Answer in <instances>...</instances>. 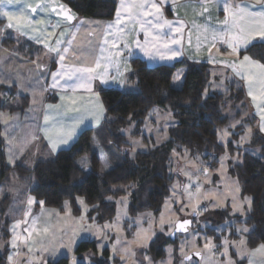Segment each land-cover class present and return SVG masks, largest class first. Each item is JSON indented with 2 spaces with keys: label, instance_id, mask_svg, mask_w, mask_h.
Segmentation results:
<instances>
[{
  "label": "crops",
  "instance_id": "obj_1",
  "mask_svg": "<svg viewBox=\"0 0 264 264\" xmlns=\"http://www.w3.org/2000/svg\"><path fill=\"white\" fill-rule=\"evenodd\" d=\"M115 1V15L110 21L78 17L60 0H19L0 6L15 14L11 20L0 16V136L9 167L21 164L31 170L36 161L68 149L83 130L98 129L106 115L97 89L134 91L136 85L129 77L132 59L148 67L181 60L209 65L211 74L223 77L226 87L229 82L240 86L245 103L240 118H249L253 135L264 137V67L248 55L238 56L250 45L264 42L259 36L250 44L233 39L247 37L262 27L259 17L239 9L264 12V0ZM225 4L229 5L228 12L224 11ZM172 51L177 55L172 56ZM60 55L65 58L61 60ZM84 68L94 71H78ZM177 72L179 89L183 70H176L173 78ZM61 134H70L66 144L59 143ZM82 160L88 168L86 158L79 159L78 164L87 169L81 166ZM28 191L26 204L14 219L20 226L18 242L24 238L23 216L33 208H43L41 203L35 206ZM19 246L14 244L8 252V264H21Z\"/></svg>",
  "mask_w": 264,
  "mask_h": 264
},
{
  "label": "trees",
  "instance_id": "obj_2",
  "mask_svg": "<svg viewBox=\"0 0 264 264\" xmlns=\"http://www.w3.org/2000/svg\"><path fill=\"white\" fill-rule=\"evenodd\" d=\"M78 17L98 21H110L115 15V0H60ZM248 55L264 65V45L252 44L238 56ZM134 91L98 88L97 92L103 105L106 120L98 129H85L76 141L53 157L38 160L33 168L26 169L21 164L9 167L4 158L0 136V184L9 185L15 174L20 184H26L33 177L28 194L35 200V206L62 211L65 201L69 202L73 215L80 213L76 197H82L89 206L87 216L90 221L101 224L113 219L114 203L105 201L106 196L122 193L113 188L135 186L130 194L128 210L134 215L151 211L158 213L164 199L169 194L173 181L169 172V158L174 149L185 148L190 155L204 154L211 164H217L219 157L228 152L230 155L239 149L236 144L238 133L222 145L218 141L217 130L229 125V118L222 112L229 108L235 119H240L245 109L244 92L239 85L229 82L227 92H213L204 95L209 88L210 66L207 64L176 61L170 65L148 67L139 59L130 61ZM183 70L179 89L172 87L174 72ZM1 88V87H0ZM16 100V99H14ZM25 105V104H23ZM153 106L165 109L176 120V125L167 130L169 139L146 152H136L129 157L125 150L128 145L119 130L129 123L141 124ZM252 146L259 149L260 157L248 153L241 156L240 162L229 166V174L239 185L242 196L251 199V210L242 223L250 227L245 235L248 248L264 245V137L254 133ZM104 150L110 168L101 171V160L97 149ZM86 158L89 167L81 168L78 160ZM8 199L3 200L4 203ZM5 207L0 209V230L2 239H9L8 219L4 218ZM227 211L214 212L205 220L220 221ZM240 217L236 222L241 223ZM194 222V219L192 223ZM176 244L163 234L157 235L149 244L147 253L158 260L164 257V247ZM95 250L94 241H81L75 252L80 254ZM8 250H0V264H8ZM51 264H68L60 258ZM99 264H108L101 261Z\"/></svg>",
  "mask_w": 264,
  "mask_h": 264
},
{
  "label": "rangeland",
  "instance_id": "obj_3",
  "mask_svg": "<svg viewBox=\"0 0 264 264\" xmlns=\"http://www.w3.org/2000/svg\"><path fill=\"white\" fill-rule=\"evenodd\" d=\"M178 79L179 72L173 78L172 87L177 88ZM213 92L226 93L227 87L223 77L211 74L204 95ZM2 95L0 93L1 99ZM222 112L230 120L227 127L217 130L218 141L225 146L240 127L235 139L239 149L232 155L225 152L215 165L205 159L204 154L190 155L185 148L174 149L169 158L173 181L156 214L151 211L130 214V194L136 187L113 188L122 193L105 198L115 206L112 220L101 224L90 221L89 206L82 197H76L80 208L77 216L73 215L68 201L63 204L62 211L46 207L29 211L21 224L25 223L24 238L18 242L20 226L14 219L20 216V207L26 204V191L32 186L33 177L26 184H20L13 174L9 185L0 184V209L4 205L10 234L9 239L4 240V230H0V250L4 248L10 252L14 244L19 243L18 262L21 264H51L60 258H66L68 264H99L103 260L108 264H264V245L255 248L246 245L245 235L250 227L242 222L251 210V199L241 195L236 179L229 174V166L239 163L244 153L260 157V152L251 144L250 119H235L228 107ZM175 125L176 120L167 110L153 106L141 124L132 122L119 130L128 145L125 152L133 157L136 152H146L165 143L169 139L167 130ZM98 152L103 172L110 165L101 148ZM5 198L8 203L3 202ZM219 211H227L223 220H205ZM193 215L192 227L187 233L176 235V244L164 247L163 258L154 260L147 253L157 235L170 238L176 223ZM236 217H240L241 223L236 222ZM245 228L248 231H244ZM81 241H94L95 250L76 253ZM195 254L196 258L189 259Z\"/></svg>",
  "mask_w": 264,
  "mask_h": 264
},
{
  "label": "snow or ice",
  "instance_id": "obj_4",
  "mask_svg": "<svg viewBox=\"0 0 264 264\" xmlns=\"http://www.w3.org/2000/svg\"><path fill=\"white\" fill-rule=\"evenodd\" d=\"M18 2H19V0H0V6H8V5H11L13 3H18ZM152 7H156V5L153 4ZM262 7H264V5H262ZM228 10H229V5L225 4L224 11L225 12H228ZM31 11L32 12H35L36 9L35 8H32ZM157 11H159V8H157ZM239 12L240 13L247 14V15H250L252 17H259L260 20L258 22L261 23L262 27L259 30H257V31L250 32L247 37H233V39L234 40H237V41L240 40V39H244L245 44H250L252 42V40L255 39L256 36H259L261 42H264V12L247 13V10L246 9H239ZM14 15H15L14 13H10V12H7V11H3V9L0 8V16H7L9 18V20H11V19H13ZM118 16H119V14H118ZM241 18H243V17H241ZM67 19L68 20H71L72 19L71 14H68L67 15ZM33 22L35 23V21H33ZM224 23L227 24L228 21L225 20ZM8 27H13V25L12 24H9ZM110 27H111V25H110ZM242 31H243V29H242ZM21 34H23V33H21ZM57 43H60V41H57ZM230 47L233 48V51H236V47L235 46H233V45L230 44ZM50 50L58 51L56 49H50ZM64 52H67V49H64ZM171 55L172 56H176L177 55V52L172 51L171 52ZM64 58L65 57L63 55H60V59L61 60H63ZM243 59L245 61H248L249 60V57L248 56H244ZM97 67H99V61H97ZM261 67H264V65H262ZM78 71L89 72L90 73V72L94 71V69H92V68H84V69H78ZM78 79H83V78L82 77H78ZM88 79L90 80L91 77H89ZM102 83H106V81L105 80H102ZM45 119H47V118H45ZM261 130L264 131V126L261 127ZM70 138H71L70 134H61L60 137H59V143L66 144L68 142V139H70ZM55 149H56V144L54 143L53 144V150L55 151ZM81 166L87 168L86 161L82 160L81 161ZM105 166H107V165H105ZM29 202L31 203L32 201L30 200ZM41 203H43V202H41ZM189 223H190V221H183L179 225V228L183 229L184 226L187 225V224H189ZM244 231H248V229L245 228ZM262 247H264V246H262ZM189 259H190V257H189Z\"/></svg>",
  "mask_w": 264,
  "mask_h": 264
},
{
  "label": "water",
  "instance_id": "obj_5",
  "mask_svg": "<svg viewBox=\"0 0 264 264\" xmlns=\"http://www.w3.org/2000/svg\"><path fill=\"white\" fill-rule=\"evenodd\" d=\"M194 217H195V216L193 215L192 218H188V219H185V220H182V221L177 222L176 225H175V227H174V231H173L172 234H171L170 239H171L172 241H174L176 235L187 233L188 230H189V228L192 227V220L194 219ZM183 221H190V223L187 224V225H185L184 228L181 229V228H179V225H180L181 222H183ZM196 256H198V255H196V254H195V255H191L190 258H196Z\"/></svg>",
  "mask_w": 264,
  "mask_h": 264
},
{
  "label": "flooded vegetation",
  "instance_id": "obj_6",
  "mask_svg": "<svg viewBox=\"0 0 264 264\" xmlns=\"http://www.w3.org/2000/svg\"><path fill=\"white\" fill-rule=\"evenodd\" d=\"M193 221V220H192Z\"/></svg>",
  "mask_w": 264,
  "mask_h": 264
}]
</instances>
